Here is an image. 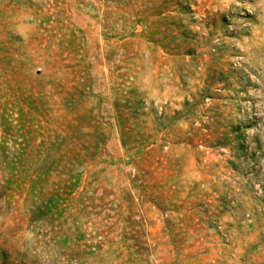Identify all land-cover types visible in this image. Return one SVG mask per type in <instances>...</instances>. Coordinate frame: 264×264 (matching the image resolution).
<instances>
[{"label":"rangeland","instance_id":"obj_1","mask_svg":"<svg viewBox=\"0 0 264 264\" xmlns=\"http://www.w3.org/2000/svg\"><path fill=\"white\" fill-rule=\"evenodd\" d=\"M0 264H264V0H0Z\"/></svg>","mask_w":264,"mask_h":264}]
</instances>
